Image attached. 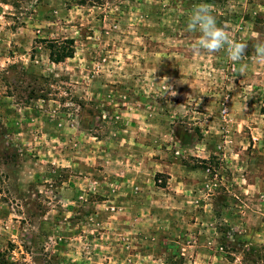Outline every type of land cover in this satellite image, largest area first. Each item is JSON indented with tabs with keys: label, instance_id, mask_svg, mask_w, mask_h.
<instances>
[{
	"label": "rangeland",
	"instance_id": "1",
	"mask_svg": "<svg viewBox=\"0 0 264 264\" xmlns=\"http://www.w3.org/2000/svg\"><path fill=\"white\" fill-rule=\"evenodd\" d=\"M200 3L0 0V264L255 261L264 0H209L237 63L193 51Z\"/></svg>",
	"mask_w": 264,
	"mask_h": 264
},
{
	"label": "clouds",
	"instance_id": "2",
	"mask_svg": "<svg viewBox=\"0 0 264 264\" xmlns=\"http://www.w3.org/2000/svg\"><path fill=\"white\" fill-rule=\"evenodd\" d=\"M187 29L190 32L199 33V37L193 45V51L197 54L202 51L214 54L225 50L227 58L234 63L240 62L247 56L248 45L232 39L228 30L218 26L216 17L212 13L211 5L207 3L193 6L192 13L187 19ZM253 57L258 62L264 63V41L253 45ZM247 68V64H241L236 71L242 76ZM164 80H167V77ZM171 95L175 96L176 92L172 91Z\"/></svg>",
	"mask_w": 264,
	"mask_h": 264
},
{
	"label": "trees",
	"instance_id": "3",
	"mask_svg": "<svg viewBox=\"0 0 264 264\" xmlns=\"http://www.w3.org/2000/svg\"><path fill=\"white\" fill-rule=\"evenodd\" d=\"M207 4H209V0H203ZM50 61L54 64H60L67 59H71L74 57L75 49H74V41L73 40H65L63 41V45L59 43H53L50 47ZM255 261H251L249 263L248 253L245 254L244 260L247 261V264H264V246L260 248H255L249 252ZM249 254V255H250Z\"/></svg>",
	"mask_w": 264,
	"mask_h": 264
}]
</instances>
